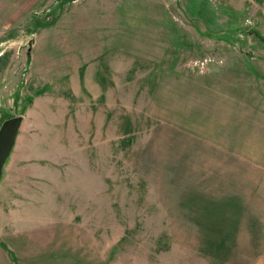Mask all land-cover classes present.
I'll return each mask as SVG.
<instances>
[{
	"label": "rangeland",
	"instance_id": "1",
	"mask_svg": "<svg viewBox=\"0 0 264 264\" xmlns=\"http://www.w3.org/2000/svg\"><path fill=\"white\" fill-rule=\"evenodd\" d=\"M262 97L264 0H0V264H264Z\"/></svg>",
	"mask_w": 264,
	"mask_h": 264
},
{
	"label": "crops",
	"instance_id": "2",
	"mask_svg": "<svg viewBox=\"0 0 264 264\" xmlns=\"http://www.w3.org/2000/svg\"><path fill=\"white\" fill-rule=\"evenodd\" d=\"M230 111L232 113L230 115L231 122L237 123L235 131L231 132L232 135L236 134L244 138L241 142L245 145V155H240V157L261 169V191L264 198V97H262L261 103L258 101L247 103L244 108L236 105ZM232 142L234 143L230 140V143ZM3 177L4 171L0 180V235L11 229L13 221L12 205L8 204L10 196L7 194V185L3 183ZM262 223H264V217ZM1 252L3 253V251ZM1 255L4 256V254ZM2 260L4 259L2 258Z\"/></svg>",
	"mask_w": 264,
	"mask_h": 264
},
{
	"label": "water",
	"instance_id": "3",
	"mask_svg": "<svg viewBox=\"0 0 264 264\" xmlns=\"http://www.w3.org/2000/svg\"><path fill=\"white\" fill-rule=\"evenodd\" d=\"M22 122L21 115H13L6 118L0 126V180L3 168L11 150Z\"/></svg>",
	"mask_w": 264,
	"mask_h": 264
}]
</instances>
